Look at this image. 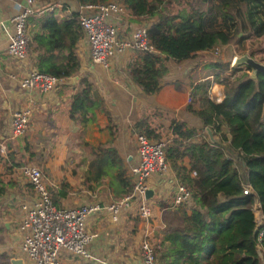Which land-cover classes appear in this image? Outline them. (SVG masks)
<instances>
[{
    "label": "trees",
    "instance_id": "1",
    "mask_svg": "<svg viewBox=\"0 0 264 264\" xmlns=\"http://www.w3.org/2000/svg\"><path fill=\"white\" fill-rule=\"evenodd\" d=\"M108 1L77 0L80 4ZM118 1L128 16L152 19L147 26L152 51H136L137 56L127 64L130 80L144 95L161 88L168 72L166 60L179 63L199 51L210 54L212 60L208 64L211 75L194 85L195 101L187 107L202 127L175 118L167 127L165 157L177 182L188 190L189 201L163 210L164 230L148 238L155 264H264V221L253 233L256 214L264 216V71L253 73L247 64L230 66L228 60L211 53L216 47L237 46L240 41L262 40L264 44V0H185L187 8L176 13L166 10L173 0ZM37 12L25 20L31 71L58 79L71 76L80 66L76 48L84 36L78 13L72 11L58 20L53 9ZM249 56L264 64V45L252 49ZM213 84L223 85L220 101L209 95ZM78 86L69 97L68 119L83 131L98 127L101 116L106 121L103 129L98 127L104 131V141L84 142L91 159L81 183L90 190L105 185L114 200H123L133 189L114 146L119 126L87 76L79 78ZM176 87L180 88L178 83ZM161 113L156 109L139 119L134 132L160 140L161 125L156 127L153 122ZM3 125L0 114V134ZM206 127L216 142L208 139ZM25 149L28 159L41 157L32 152L28 141ZM247 186L250 192L244 194ZM71 189L63 182L55 198L51 196L53 203ZM5 190L0 179V196Z\"/></svg>",
    "mask_w": 264,
    "mask_h": 264
},
{
    "label": "crops",
    "instance_id": "2",
    "mask_svg": "<svg viewBox=\"0 0 264 264\" xmlns=\"http://www.w3.org/2000/svg\"><path fill=\"white\" fill-rule=\"evenodd\" d=\"M77 4V0H50V2L34 0L33 10L42 12L52 8L55 10L56 18L61 20L70 12L76 11ZM26 6L27 0H0V24L3 25H0V114L4 122L0 134V153L3 156L0 159V179L6 184V190L0 196V262L7 261L8 264L13 258H22L25 264H31L21 252L23 238L20 229L23 218L21 208L23 204L30 203L34 199L33 190L21 173L20 167L25 163L36 165L42 170L51 196L54 198L63 182L70 185L72 189L68 190L66 197L56 198L55 205L58 207L77 208L95 203L116 204L120 201L113 199L106 186H98L90 190L80 183L91 159L87 155L83 157V150L82 153L80 150L77 151L81 155L79 162L67 157L69 146L67 148L65 145L66 138L62 133L66 125L79 134L88 135L86 140L83 138V143L90 141L89 132L93 128H96V138L103 139L105 136L104 131H99L97 126L93 125L83 131L73 125L67 117L69 97L79 89V78L87 76L93 82L97 95L103 99L112 119L118 124L114 146L122 157L129 176L137 160L135 142L137 134L133 127L139 119L148 117L157 109L162 112L153 122L156 127L161 125L158 131L166 128L167 134V127L172 118L182 120L191 127H202L199 118L188 110L187 107L191 102H188L187 97L195 95V84L211 75L208 64L212 61L208 53L199 51L190 59L174 62L172 66L166 63L168 72L163 77L159 91L153 95H144L127 74V64L131 58L137 56V52L131 49L117 52L109 59L107 66L103 67L91 61L89 46L84 35L76 48L80 61L76 72L73 71L71 76L61 78L60 84L53 91L25 90L20 87L19 81L33 70L31 55L23 61H15L7 55L6 49L9 36L13 33L11 18ZM112 21L118 28L120 39L128 37L137 27H147L152 19H135L126 13L124 16L114 17ZM229 46L221 48L226 49ZM246 47L247 50L244 49ZM248 47L245 41L238 42L237 46L233 44L232 55L228 58L231 66H235L233 58L244 54L250 55L251 51ZM243 50L244 53H239ZM177 83L179 89L176 87ZM209 95L220 101L223 96V85L213 84L209 89ZM20 111L29 113L27 132H24L22 139L19 136L12 139L10 138L11 118L15 112ZM100 121L99 127L103 129L106 123L105 117L101 116ZM34 138H37L35 142ZM27 141L33 145L32 152L40 155L43 161L36 163L23 161L26 159ZM36 142H40V147L34 146ZM79 144L81 146V143ZM7 145L10 147L6 148ZM146 184L147 187L153 186V197L149 200L131 197L128 201L118 204L119 214L116 220L113 219L111 211H101L91 215L87 220L88 232L93 236L86 246L89 257L65 256V263L141 264L140 244L145 234L151 238L154 233L164 230L166 222L160 216L163 210L170 209L174 193V181L170 177L155 173L147 179ZM142 201L149 202L153 208L151 218L146 221L137 214L138 206ZM259 221H264V216L257 213L256 223L258 224Z\"/></svg>",
    "mask_w": 264,
    "mask_h": 264
},
{
    "label": "built area",
    "instance_id": "3",
    "mask_svg": "<svg viewBox=\"0 0 264 264\" xmlns=\"http://www.w3.org/2000/svg\"><path fill=\"white\" fill-rule=\"evenodd\" d=\"M34 0H27V6L19 10L11 21L13 33L9 36L7 55L15 61L27 58L29 36L26 29V18L33 13ZM52 10V8H48ZM41 12V10H38ZM76 12L90 50L91 61L106 67L109 59L115 53L125 50L152 51L147 27L141 26L133 29L126 38L118 36V28L112 19L124 16L126 9L122 2L111 0L106 3L77 4ZM3 26L2 24H0ZM219 51L214 49V53ZM234 59V58H233ZM76 72V69H73ZM20 87L25 90L53 91L60 84V79L31 71L20 81ZM193 95L187 97L188 102ZM29 123V113L15 112L11 118L10 138L22 135ZM169 139V138H168ZM168 139L157 141L149 140L145 136L136 135V163L132 166L129 176L132 182V194L118 203H95L77 208L56 206L49 193L46 179L41 169L33 164H24L20 167L21 173L30 184L34 199L23 204V218L20 229L23 233L21 252L31 264H66L65 256L88 258L86 246L92 239L88 232V218L101 211H111L113 219L119 214L118 204L128 201L131 197L144 198L147 189V179L152 174H160L172 178L174 181L173 205L185 203L189 199L188 190L179 184L165 157V146ZM250 188L245 187L243 193H249ZM138 215L148 220L153 214L149 202L142 201L138 206ZM259 221L256 225H261ZM141 264H155V253L147 234L140 244Z\"/></svg>",
    "mask_w": 264,
    "mask_h": 264
},
{
    "label": "rangeland",
    "instance_id": "4",
    "mask_svg": "<svg viewBox=\"0 0 264 264\" xmlns=\"http://www.w3.org/2000/svg\"><path fill=\"white\" fill-rule=\"evenodd\" d=\"M167 6H168V4H167ZM170 6V7H169ZM168 6V8H166V10L167 11H171L172 13H176L178 10H180L181 8H187V4L185 3V0H173V2H172V5L170 4ZM199 7H201L202 9H205L204 8V5L203 4H199ZM119 36V35H118ZM120 37V36H119ZM230 45V46H229ZM247 45L249 46L248 47V49H257V48H261L264 44H263V41L262 40H255V41H248V43H247ZM228 48L226 47V49L224 48V49H222L221 47L219 48H217L219 51H217V53H212L213 55H214V58H219V59H221V57L222 58H224V59H226V60H228V58L232 55V53H231V49H232V47H233V43H230V44H228ZM215 49V48H214ZM214 49H213V52H214ZM245 50H247V47L246 48H244ZM245 50H243L242 52H239V53H244V51ZM250 50V51H251ZM248 52V51H247ZM240 54V55H241ZM209 56V58L211 59V56H210V54L208 55ZM168 62H166L167 63V65H171L172 66V64L175 62V61H173V60H167ZM235 65V64H234ZM231 66V65H230ZM236 66V65H235ZM195 101V98L193 97V100L191 101V103L192 102H194ZM99 124H101V121H99ZM99 124H98V127H99ZM27 132V131H26ZM63 133V135H65V145L67 146V148H68V146H69V148H68V154H67V157L68 158H73V160H78V162L80 161V156L81 155H79L78 153H77V151H81V153H82V150L84 151V153H83V157H85V155H88L89 154V151H87V148L86 147H84V145H82L83 144V138L86 140L87 138H88V135L87 134H83V133H77V132H75V130L73 131V130H71L67 125H66V127L64 128V131L62 132ZM160 133L162 134V139H164V140H167L168 138H169V135H167L166 134V128H163L161 131H160ZM25 134V133H24ZM24 134H22L21 136H19V137H21V139H22V136L24 135ZM97 137V132H96V128H93V130L92 131H90L89 132V140L90 141H92V143H95L96 142V140H95V138ZM101 139V141H104V139H102V138H100ZM37 140V138H34V142ZM88 140V141H89ZM89 141V142H90ZM79 143H81V146H80V144ZM40 142L39 143H35L34 144V146H38V147H40ZM80 146V147H79ZM25 151H26V149H25ZM27 152V151H26ZM26 159H24L23 161L24 162H34V163H36V162H38V160L39 161H43V159L42 158H40L39 156H36L35 158H33V159H28V154H26ZM87 157V156H86ZM25 164H30V163H25ZM172 174L170 173V176H171ZM168 176V175H167ZM167 176H165V177H167ZM81 183V182H80ZM102 186H105V185H102ZM106 188V187H105ZM172 201V200H171ZM188 201H189V199H188ZM172 203V202H171ZM172 205H173V203H172ZM138 211V210H137ZM137 214H138V212H137ZM139 216V215H138Z\"/></svg>",
    "mask_w": 264,
    "mask_h": 264
},
{
    "label": "water",
    "instance_id": "5",
    "mask_svg": "<svg viewBox=\"0 0 264 264\" xmlns=\"http://www.w3.org/2000/svg\"><path fill=\"white\" fill-rule=\"evenodd\" d=\"M234 64L235 65L247 64L248 66L251 67L253 73L264 71V64L256 61L255 59L250 57L248 54H244V55L234 58ZM205 134L208 136V139L210 141L216 142V139L214 138L213 133L210 130V128L208 127L205 128ZM153 195H154L153 186L147 187V189L144 192V198L146 200H149L153 197ZM257 228H258V225H256L254 229V232H253L254 234H256ZM258 253L260 254V251H258ZM10 264H25V263L22 258H13V259H10Z\"/></svg>",
    "mask_w": 264,
    "mask_h": 264
}]
</instances>
